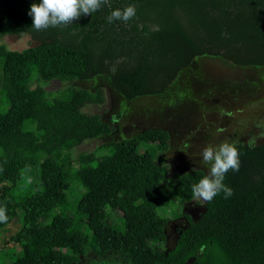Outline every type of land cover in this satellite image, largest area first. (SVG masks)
I'll return each instance as SVG.
<instances>
[{
  "label": "trees",
  "instance_id": "16d2710c",
  "mask_svg": "<svg viewBox=\"0 0 264 264\" xmlns=\"http://www.w3.org/2000/svg\"><path fill=\"white\" fill-rule=\"evenodd\" d=\"M38 2L0 0V37L36 43L19 52L0 44V206L8 217L0 232L16 228L8 241L18 247L7 264H264V137L234 143L240 168L223 181L234 195L221 192L192 221L166 206L191 201L205 175L168 176L159 157L165 131L107 143L99 159L71 158L113 127L81 111L104 102L101 89L68 84L104 75L130 101L161 94L196 57L263 66L264 0H109L71 25L36 31L28 12ZM128 5L132 21L108 23ZM52 81L67 86L48 94L41 84ZM170 216L186 227L168 247Z\"/></svg>",
  "mask_w": 264,
  "mask_h": 264
},
{
  "label": "rangeland",
  "instance_id": "374dc122",
  "mask_svg": "<svg viewBox=\"0 0 264 264\" xmlns=\"http://www.w3.org/2000/svg\"><path fill=\"white\" fill-rule=\"evenodd\" d=\"M0 44L19 52L36 43L27 35H6L0 37ZM68 84L91 93L101 89L104 102L86 104L81 111L96 114L102 122L113 127L110 134L86 140L75 147L71 151L72 159L80 153L92 154L99 159L107 153L105 144L131 139L145 130L155 129L169 135L167 150L159 154L161 163L168 167L169 177L192 170L207 175L210 165L201 162L205 146L215 147L223 142L249 143L264 132V65L237 68L219 57H196L178 72L161 94L130 101H125L104 75ZM41 86L46 93L54 94L67 84L52 81ZM146 148L149 146H143ZM81 192V187L70 191L72 198ZM166 209L196 221L204 211V202L176 201ZM171 217L166 226L168 247L175 239V231L186 227L184 219ZM15 231L16 228L11 226L0 232V264L10 263L18 252V247L8 241ZM87 263L86 259H79L76 264Z\"/></svg>",
  "mask_w": 264,
  "mask_h": 264
},
{
  "label": "clouds",
  "instance_id": "9594fccd",
  "mask_svg": "<svg viewBox=\"0 0 264 264\" xmlns=\"http://www.w3.org/2000/svg\"><path fill=\"white\" fill-rule=\"evenodd\" d=\"M109 0H39L32 3L28 15L32 18V28L36 31L49 27L68 26L81 15L98 11ZM136 17L135 5H128L123 10L115 9L107 17L108 23L121 21L125 24ZM264 137V132L259 133ZM201 162L210 165L208 174L192 186L193 199L210 203L220 194L228 199L234 195L232 188L223 183L229 171L237 172L240 168V154L235 144L223 142L218 146H205L201 152ZM7 209L0 206V223L7 222Z\"/></svg>",
  "mask_w": 264,
  "mask_h": 264
},
{
  "label": "flooded vegetation",
  "instance_id": "af4514ba",
  "mask_svg": "<svg viewBox=\"0 0 264 264\" xmlns=\"http://www.w3.org/2000/svg\"><path fill=\"white\" fill-rule=\"evenodd\" d=\"M177 237H178V236H176L175 238H177ZM172 244H174V240H173Z\"/></svg>",
  "mask_w": 264,
  "mask_h": 264
}]
</instances>
